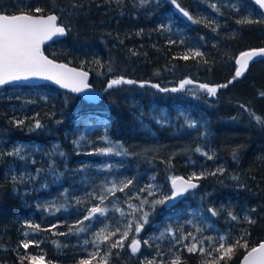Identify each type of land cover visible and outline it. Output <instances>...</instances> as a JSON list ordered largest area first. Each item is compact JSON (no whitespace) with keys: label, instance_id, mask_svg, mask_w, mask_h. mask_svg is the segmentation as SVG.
<instances>
[{"label":"trees","instance_id":"16d2710c","mask_svg":"<svg viewBox=\"0 0 264 264\" xmlns=\"http://www.w3.org/2000/svg\"><path fill=\"white\" fill-rule=\"evenodd\" d=\"M0 3L13 11V6L20 4L25 11L31 5L44 8L45 13L53 11L61 15L63 23L71 25V31L64 38L46 44L44 52L90 71L92 85L100 90L106 89L108 81L119 75L168 89L177 87L185 78L198 84H225L235 74L236 58L242 51L264 47V24L236 22L242 16L260 18L258 6L250 0H178L194 18L212 21L211 27L189 21L170 0H148L143 6L139 0H23L22 4L20 0H0ZM74 3L82 6L73 9ZM211 4H216L219 12ZM233 4L239 10L230 6ZM161 24L168 25L171 31L159 30ZM216 25L219 27L213 31ZM190 48H199L204 57L181 59ZM262 91L264 60L252 62L241 77L227 88H219L215 96L194 85L186 86L183 91L162 92L150 85L124 84L108 89L98 102H92L51 84L6 86L0 90V152L5 153L0 156V264H20V257L40 253L45 255L44 264H76L79 259H89L88 253L94 248L84 241H91L92 233L105 224L113 229L126 222L112 208V203L127 213L128 203H139L136 199L129 200L139 188L156 185L159 191H154V196L161 198L171 194L168 180L171 176L188 178L193 172L212 173L220 167L223 173L201 178L198 187L176 203L157 205L149 223L138 234L140 251L131 253L127 247L130 236L123 249L112 250L108 264H141L145 257L151 259L156 255V246L165 254L157 256V260L169 261L179 254L182 264H200L203 254L189 253L183 247L193 242L191 238L182 244H175L168 233L164 239H151L159 237L169 225L180 229L177 236L191 232L198 239L228 235L235 240L246 230L248 235L244 239L249 249H238L230 261L239 264L251 247L264 240V126L256 124L241 107L244 105L264 117V97L259 95ZM25 117L28 119L22 127L10 122ZM162 117L167 118V123H158ZM33 118H39L44 127L30 131L28 125ZM91 118L103 119L106 128L90 125ZM186 119L197 121V126L188 127ZM81 136L85 139L77 148L73 141ZM104 136L113 143L119 142L127 154H96V141ZM156 145L161 150L155 153ZM18 146L29 151L23 154L24 160L6 155ZM55 146H59L56 151L65 155H54ZM35 147L44 153L40 154ZM182 147L183 152H178ZM197 147L213 158L196 152ZM171 148L176 152H169ZM234 149H238L236 159H233ZM32 155L40 161L31 162ZM42 162H54L56 176L45 171L35 176L38 178L34 183L11 179L24 169L31 168L33 173L38 166L46 165ZM45 178L47 183L42 186ZM133 178V186L124 192L117 191L105 201L109 212L106 218H100L103 224L93 221L89 230L79 235L59 234L68 233L70 225L82 220L87 209L99 203L90 194H100L105 182L112 184ZM139 195L143 198L148 194ZM153 198L148 196L149 200ZM77 199L81 203L77 204ZM50 203L57 207L63 203L66 207L60 211L37 207ZM209 208L225 211L212 216ZM144 209L148 210L149 205ZM227 210L239 219L231 221ZM246 214L255 220L254 224L243 220ZM26 221L45 230L33 232L27 228ZM89 223L85 221L86 226ZM52 225L57 227L47 231ZM197 228L202 231L197 232ZM117 238L119 234L113 239ZM28 239L40 241L39 246L18 247ZM145 239L153 246L144 245ZM53 241H58L60 247ZM204 246H209L207 240ZM100 249L103 254L107 245L101 244ZM91 264H99V257Z\"/></svg>","mask_w":264,"mask_h":264},{"label":"snow or ice","instance_id":"6c2138e0","mask_svg":"<svg viewBox=\"0 0 264 264\" xmlns=\"http://www.w3.org/2000/svg\"><path fill=\"white\" fill-rule=\"evenodd\" d=\"M120 2V0H117ZM171 4L181 13L184 17H186L189 21L193 23H205L206 26L211 27L212 21L201 20L200 18H194L193 15L186 10L184 7L178 3V0H170ZM20 3H23V0H20ZM148 3V0H139L140 6H143ZM251 4L258 6L257 11L259 13V19H253L251 15L242 16L236 22L238 24H255L260 23L264 24V0H250ZM82 5L72 4L73 9L77 7H81ZM233 8H237L235 4L230 5ZM14 11L5 7L2 3H0V87L13 84L19 81H28L33 78H42L45 80L53 81L56 84L61 85L64 88H70L74 92H81L84 89L90 87L87 83L88 73L84 71H80L76 68H71L67 64L57 63L54 59H49L48 56L44 54L41 46L46 42H56V39L59 37L66 36L71 31V25L63 23V18L61 15L56 14L53 11H49L45 13L44 8L41 7H32L31 5L27 6V11L22 10L20 4L14 5ZM210 7L215 11L219 12L216 4H211ZM219 25H216L212 28L213 31H216ZM159 30H168L171 31V28L168 25L161 24L159 26ZM138 35L140 33H137ZM203 39V38H201ZM170 43H175V41H170ZM183 43V41H181ZM204 53L199 50V48H190L188 49L180 58L184 60L203 58ZM257 57H264V47L253 48L248 51H242L239 54V57L236 58V64L238 67L235 70V74L232 78L225 84L219 85H210L208 83H197L191 78H185L179 81L177 87H173L171 89L161 88L159 84H152L150 81H136L132 79H127L123 75L115 76L110 79L106 86V91L108 89H112L124 84H139L140 87H145L146 85H150L153 88L159 89L162 92L172 91L178 92L186 89L188 85H194L198 87L203 92H206L209 96H215L217 94V90L219 88H227L230 84H232L235 80L241 77L245 71L249 67V62L253 61ZM99 64V61H95ZM199 62V61H198ZM205 64L207 60L203 61ZM108 71L111 72L112 68L109 66ZM193 95L195 93L193 92ZM259 95L264 97V91L260 92ZM245 111L248 112L250 118L256 122V124L260 126H264V117L257 115L252 109L247 108L244 105H241ZM39 114H37L38 116ZM28 118H13L11 123H13L17 127H22L25 125V121ZM159 122L167 123V118L162 117ZM60 123V121H57ZM186 123L188 127H196L197 121L186 119ZM29 130H35L43 128L39 118H33V122L28 125ZM85 137L81 136L79 139L74 140L73 144L78 148L82 140ZM102 140L108 141L110 146L103 148H96L94 152L99 155H126L127 150L123 149V146L119 142H111L109 141L107 136L101 137ZM59 146L54 147L53 154H58L60 156H64L63 152H58ZM196 152H202L203 155L207 156L208 159H212L207 152H203V149L197 147L195 149ZM238 149L233 150V159H236V153ZM24 148L23 146H18L14 148L11 152L6 153L8 156H16L21 160H24L26 157L23 155ZM92 154V153H89ZM5 155V153L0 152V156ZM34 163V161H33ZM170 163V161H169ZM106 168H111V165H105ZM40 169H37V175L40 173ZM223 167L217 168L216 172L206 173L200 172L197 174L193 172L188 179L184 177L172 176L171 179V187L172 191L170 195H162L161 198H155L154 191H159L158 186L153 184H148L145 187L139 188L136 192L135 196H130L129 200L136 199L139 203H128L129 212H125L123 208H120L116 203H112V208L121 214L122 217H125L126 222L123 223L122 226H116L113 229H110L108 225H104L99 228L98 231L92 233L93 239L91 241L85 240L84 244L88 245L92 244L94 251L89 252V259H79L76 264H91L92 260H95L99 257V264H108L109 258L113 255V249H123L125 247V241L129 240L131 236L130 242L127 247L130 249L133 255L137 254L141 249V240L138 238V234L142 232L145 225L149 223V216L155 212L157 205H166L172 201H175L178 197L183 196L185 193L189 192L190 189L197 188V183L195 181H199L201 178L206 175H216L217 172L223 173ZM49 172L53 175H56V169L54 162L49 165ZM34 179L30 175L21 173L20 175L13 174L11 179L13 182H24L25 179ZM155 179V177H152ZM233 179H237V177H233ZM134 185L133 179H124L119 183L113 182L110 187L104 186L101 188L100 194L96 192L91 193V197L94 200L99 201V203L93 204L90 208L87 209V214L83 216L82 220L76 221L74 225H70L68 229V233H59L60 235L67 234H76L87 232L91 227V222L97 221L101 224L104 221L100 218H106L107 213L109 212V207L105 204V201L108 200L109 196H114L117 191L124 192L125 189H129L130 186ZM67 191V190H65ZM140 193H147V196L143 198L140 197ZM148 196H153L152 200L148 199ZM76 203L79 204L81 201L79 199L76 200ZM149 205V209L145 210L144 206ZM37 207H45L46 210L51 211L55 209V211H60L62 208H65L66 205L61 203L58 207L54 203H50L47 205H37ZM221 211H225V209H215L209 208L208 212L212 214V216H217ZM251 211H255L252 209ZM130 216L131 219H127ZM227 216L231 221H237L239 217L231 210H227ZM243 220L248 224H254L255 220L251 218L250 215H244ZM85 221L90 222L89 225H85ZM188 223H192L188 221ZM27 228L31 229L33 232L44 231L45 229H41L39 224H33L31 222H25ZM57 225H52L51 229H47V231H51L55 229ZM180 231L179 228L174 229L171 225L167 226L163 232L160 233L159 237H152L151 239H164L165 233L171 235L175 244H182V242L186 239L191 238V244H184L183 247L189 253H199L203 254V258L200 264H230V261L236 254V251L240 248L249 249V244L246 239H244L248 232L245 230L241 233L240 236L232 240L228 235H220L217 238H213L211 236L197 238L191 232L187 235L177 236L176 233ZM197 232H201V228L196 229ZM119 234V238L113 239L117 237ZM25 236H28V232L24 233ZM209 242V246L206 248L204 246L205 241ZM243 241V243H241ZM40 241L28 239L27 241H22L21 245L18 247H23L24 249H28L30 245L39 246ZM60 247L58 241H53ZM106 244L107 250L101 254L100 245ZM143 244L149 247L153 245L150 244L149 239L143 240ZM156 255H153L151 259L145 257L141 264H182V257L179 254L173 256V258L169 261H165L163 259L157 260V256L163 257L165 254L159 250V246H156ZM172 249L169 248V252ZM115 255H119V252L115 253ZM45 256L43 254L40 255H25L20 257V264H24L25 261H28V264H44ZM51 264V262H49ZM242 264H264V242H261L256 247H251L250 250L247 251V254L243 256Z\"/></svg>","mask_w":264,"mask_h":264},{"label":"water","instance_id":"95a60500","mask_svg":"<svg viewBox=\"0 0 264 264\" xmlns=\"http://www.w3.org/2000/svg\"><path fill=\"white\" fill-rule=\"evenodd\" d=\"M63 37H65V36H63ZM63 37H59V38H57V39H60V38H63ZM56 39V40H57ZM49 43H51V41H49V42H46L44 45H42L41 46V48H42V51L44 52V46L46 45V44H49ZM44 54L46 55V56H48L45 52H44ZM48 58L49 59H54V58H52V57H50V56H48ZM57 63H63V64H67L69 67H71V68H76V69H78V70H80V71H84V72H87L88 73V77H87V83L90 85V87L89 88H87V89H84L83 91H81V92H74V91H72L70 88H64V87H62L61 85H59V84H56L55 82H53V81H49V80H45V79H42V78H33V79H30V80H28V81H19V82H15V83H13V84H10V85H29V86H40V85H43V84H51V85H53V86H55V87H57V88H60V89H63V90H65V91H67V92H71V93H74V94H79V95H82L83 97H85L87 100H89V101H92V102H98L100 99H101V97L103 96V94L106 92V90L104 89V90H100V89H97V88H95L93 85H92V83H91V77H92V74H91V72L90 71H88V70H86V69H83V68H81V67H78V66H75V65H72V64H70V63H67V62H64V61H59V60H56V59H54ZM259 60H264V57H257V58H255L253 61H250L249 62V65L252 63V62H256V61H259ZM247 71V70H246ZM245 71V72H246ZM10 85H6V86H10ZM6 86H2V87H0V90H2V89H4ZM177 177H184V176H182V175H178ZM185 179H188V178H186V177H184ZM196 183H197V185L199 184L197 181H195ZM198 187V186H197ZM196 189V188H195ZM195 189H190L189 191H193V190H195ZM179 198L180 197H178L175 201H172L171 203H175V202H177L178 200H179ZM262 242H264V240L262 241ZM261 243V242H260ZM258 246V245H257ZM256 247V246H255ZM247 254V252L245 253V255ZM242 260H243V258L241 259V261H240V263L239 264H242Z\"/></svg>","mask_w":264,"mask_h":264},{"label":"rangeland","instance_id":"374dc122","mask_svg":"<svg viewBox=\"0 0 264 264\" xmlns=\"http://www.w3.org/2000/svg\"><path fill=\"white\" fill-rule=\"evenodd\" d=\"M83 123L84 124H86L87 123V121L86 120H83ZM89 124L90 125H99L100 124V126L102 127V128H106L105 126H106V123H104V121H103V119H97V118H91L90 120H89ZM81 129H84L83 127L81 128ZM110 141V140H109ZM97 143L95 144L98 148H103V147H107V146H110L109 145V143H108V141H105V140H102V139H99L98 141H96ZM171 147H174V146H171ZM23 148H24V153L23 154H25V153H29V151H26V148H25V146H23ZM150 148V147H149ZM149 148H147V149H149ZM35 150L37 151V152H39L40 154H43L44 153V150L43 149H41L40 147H35ZM153 150H154V152L156 153L157 151H159V150H161V147L159 146V145H156V147H153ZM183 147L181 148V149H178V152H183ZM169 152H171V153H174V152H176L174 149H170V151ZM30 160H31V162H35V161H37L38 159H37V157L36 156H34V155H32L31 156V158H30ZM38 161H40V160H38ZM43 164H46V165H41V166H38L37 168H36V170L37 169H40L41 171H40V173H39V175H37V172H36V170L32 173V170H31V168H29V169H24V170H22L21 172H19V173H17L16 175H20L21 173H24V174H26V176L27 175H30L31 177H33L34 176V179H25V180H28L29 182H31V183H34L35 181H36V179L38 178H35V176H41L45 171H48L49 172V163H44V162H42ZM53 175V174H52ZM51 175V176H52ZM53 176H56V175H53ZM172 177V176H171ZM170 177V178H171ZM168 179L169 180V183L171 184V179ZM113 182H116V183H119V181L117 180V181H113ZM46 183H47V178H45L44 180H43V184H42V186H44V185H46ZM56 183H58L57 181H56ZM106 186H108V187H110L111 186V184L109 183V182H105L104 183ZM167 205H170V203L169 204H167ZM41 254V253H40ZM40 254H37V255H40ZM43 254V253H42ZM44 255V254H43ZM45 256V255H44Z\"/></svg>","mask_w":264,"mask_h":264},{"label":"bare ground","instance_id":"6f19581e","mask_svg":"<svg viewBox=\"0 0 264 264\" xmlns=\"http://www.w3.org/2000/svg\"><path fill=\"white\" fill-rule=\"evenodd\" d=\"M260 61V60H259Z\"/></svg>","mask_w":264,"mask_h":264}]
</instances>
